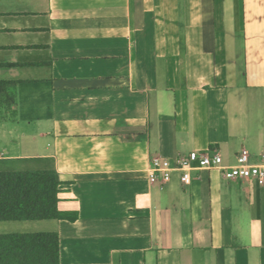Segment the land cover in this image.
Listing matches in <instances>:
<instances>
[{
    "label": "crops",
    "instance_id": "1",
    "mask_svg": "<svg viewBox=\"0 0 264 264\" xmlns=\"http://www.w3.org/2000/svg\"><path fill=\"white\" fill-rule=\"evenodd\" d=\"M0 172H57L59 264H264V181L154 158L264 152V0H0Z\"/></svg>",
    "mask_w": 264,
    "mask_h": 264
},
{
    "label": "trees",
    "instance_id": "2",
    "mask_svg": "<svg viewBox=\"0 0 264 264\" xmlns=\"http://www.w3.org/2000/svg\"><path fill=\"white\" fill-rule=\"evenodd\" d=\"M16 82L0 81V93ZM56 171L0 172V221L65 217L57 208ZM0 264H59L55 232L0 235Z\"/></svg>",
    "mask_w": 264,
    "mask_h": 264
},
{
    "label": "built area",
    "instance_id": "3",
    "mask_svg": "<svg viewBox=\"0 0 264 264\" xmlns=\"http://www.w3.org/2000/svg\"><path fill=\"white\" fill-rule=\"evenodd\" d=\"M221 169L230 179H255L264 181V152L256 162L250 161V154L246 149H241L237 155V163L233 166H223L222 157L216 151H191L181 156L174 163L168 159L156 157L151 162L150 181H157L158 175L161 182H167L173 171L182 173L184 183H189L190 173L196 169Z\"/></svg>",
    "mask_w": 264,
    "mask_h": 264
}]
</instances>
